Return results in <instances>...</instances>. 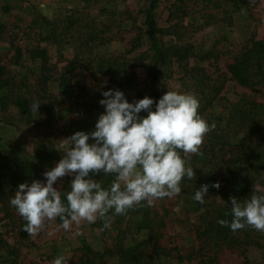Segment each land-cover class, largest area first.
<instances>
[{"label":"rangeland","instance_id":"obj_1","mask_svg":"<svg viewBox=\"0 0 264 264\" xmlns=\"http://www.w3.org/2000/svg\"><path fill=\"white\" fill-rule=\"evenodd\" d=\"M234 1L243 2L239 10ZM152 2L0 0L2 80L13 86L14 94L41 103L38 113L32 112L29 119L19 115L10 98L0 103V163L13 156L23 158L40 147L55 149L61 160L64 139L77 131L95 130L104 112L99 103L103 91L119 89L130 103L151 98L153 92L163 96L167 90L180 91L195 95L200 109L202 99L214 94L210 87L218 89L201 115L215 127L204 137L200 153L192 154L189 161L195 178L182 180L181 193L143 205L154 222L152 237L148 231H136L134 221L141 206L123 218L109 213L107 228L100 219L93 224H73L70 231L63 230L56 219L45 221L43 228L34 236L28 234L27 239L18 234L16 219L0 220V235L10 246L8 253L12 252L6 258L16 257L17 264H53L59 256L65 257L66 264H83L87 248L103 253L94 259L97 264H117L122 248H133L147 238L150 242L144 249L158 248L166 254L154 259L155 264H264V250L254 246L243 254L238 248L204 246L196 237L202 212L223 204L225 165L236 151L230 143L243 133L237 120L232 128L228 126L235 108H247L249 103L262 106L257 111L260 130L248 142L260 147V160H264V85H241L228 70L252 42L264 40V0H156L152 12L166 60L155 84L148 75L153 51L144 24ZM36 49L44 50L42 66L41 60L32 56ZM62 75L67 79L65 85H61ZM209 178L220 187L214 188L211 197L205 196L204 207L195 210L187 203L186 187L191 181L205 184ZM71 179L58 178L54 187L68 189ZM113 180L110 176L109 185ZM253 180V186L264 188V173ZM3 260L0 255V264H9Z\"/></svg>","mask_w":264,"mask_h":264},{"label":"clouds","instance_id":"obj_2","mask_svg":"<svg viewBox=\"0 0 264 264\" xmlns=\"http://www.w3.org/2000/svg\"><path fill=\"white\" fill-rule=\"evenodd\" d=\"M102 96L99 103L104 112L95 130L77 131L64 139L63 158L43 174L45 180L19 184L10 198L30 236L45 221L56 218L65 231L73 224H93L98 219L107 228L109 213L124 215L136 206L171 198L182 192L183 179L195 178L191 155L200 153L204 137L215 127L198 113L195 95L167 90L158 101L144 97L131 103L119 89L103 91ZM39 106V101H33L30 110L38 113ZM142 111L147 115H140ZM98 174L114 180L104 187L92 178ZM64 176L72 179L69 190L62 194L54 185ZM212 186L218 189L220 184ZM207 193L204 185L195 190L192 199L204 204ZM252 193L243 201L230 197V213L225 215L232 219H218L217 223L233 233L246 227L264 233V188L257 184ZM53 264H66L65 257H56Z\"/></svg>","mask_w":264,"mask_h":264},{"label":"trees","instance_id":"obj_3","mask_svg":"<svg viewBox=\"0 0 264 264\" xmlns=\"http://www.w3.org/2000/svg\"><path fill=\"white\" fill-rule=\"evenodd\" d=\"M155 2L156 0H153L150 9L146 12L144 22L146 26L145 35L150 42L153 51V63L148 69V75L152 84L157 82L160 67L166 60V55L159 44V38L157 37L159 30L152 12ZM240 3L243 2L234 1L233 6L236 10L240 9ZM4 10L6 11V9ZM3 30L4 27L0 24V33H2ZM32 56L34 59L41 60V66L44 64V50L36 49L32 53ZM65 70L68 73L72 72V69L68 67L65 68ZM228 70L231 72L233 78L241 85L250 86L255 83L264 85V40H256L252 42L251 46L241 53L239 60L228 67ZM2 75L3 68L0 67V103H6L8 98H10L11 104L17 109L19 115L29 119L32 115V111L30 110L31 105L33 101L36 100L26 98L17 92V94H14L13 86L6 84V80H2ZM61 83V85L67 83V79L64 75L61 76ZM210 90H213L214 94L212 95L210 93L211 96L202 99V106L198 110L200 115L211 106L215 96L218 94V89L210 87ZM161 97L162 96L156 92H153L151 96L154 101H158ZM235 109L236 110H233L232 114L229 116L228 123L231 124L228 126L232 128L233 123L237 120L243 133L235 143H230L236 151L232 152L225 165L223 204L214 205L212 208L205 209V211L202 212L201 224L197 229L196 237L198 240L202 241L204 246L214 248L227 247L229 249L238 248L241 249L244 254L249 246L264 250V233L258 232L250 227H246L233 233L229 228L220 226L217 223V220L226 219L231 221V215H225L226 212L230 213V197H236L241 201L250 198L253 194V178L260 173H264V160H260L261 156H263V151H261L260 147L254 146L252 142H248V139L252 138L260 130L261 119L258 118L259 115L257 111L261 110L262 106L249 103L247 108ZM153 110H155V103L153 105ZM235 114L237 117L234 119ZM237 136L236 133V138ZM13 157L6 158L0 163V211H3V216L0 220L14 222L16 219L19 229L18 234L22 235L21 239H27L28 233L23 230L26 222L20 215H18L16 209L10 205L9 200L14 197L19 184L25 182L31 183L33 180L44 181L43 173L45 168L50 167L53 163L57 162L58 156L55 149L40 147L37 150H33V154H26L23 158ZM92 178L101 182L104 187H108L109 185L110 176L105 177L103 174H98ZM190 183L191 186L186 187V195L189 198L187 203L193 205L195 210H199L204 207L205 204L201 205L192 199L195 190L207 185L208 193L205 196L209 198L214 193L215 187L212 186L214 181L212 178H209L205 184L201 183L197 185L192 181ZM192 186H194V188H192ZM60 190L62 194L68 191L65 186H62ZM118 216L121 217L123 215ZM56 221L58 224L62 223L59 218H56ZM153 223L154 222L150 218L147 208L141 206L139 217L134 221L136 231L139 233L142 231H148L150 237H152L151 234L154 229ZM153 238L156 237L153 236ZM149 242L150 238H147V240L141 241V243H138L133 248H122L117 254V264H155L154 259H160V256H166V254H162L158 248H152L149 252L144 249L143 247ZM9 247L10 246L6 240L0 235V255L4 258L3 262L17 264L16 257L14 259L6 258L7 254L12 255L11 251L9 253L7 251ZM154 251L156 255L153 257L152 253ZM5 252L6 254H4ZM105 253L109 254L108 251ZM102 256L103 253H95L87 248L82 263L97 264L94 259L96 257L101 258Z\"/></svg>","mask_w":264,"mask_h":264}]
</instances>
